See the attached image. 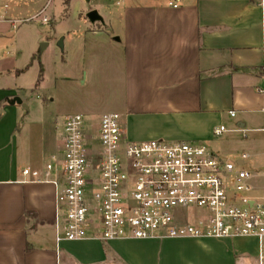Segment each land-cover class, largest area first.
Instances as JSON below:
<instances>
[{
  "label": "crops",
  "instance_id": "crops-1",
  "mask_svg": "<svg viewBox=\"0 0 264 264\" xmlns=\"http://www.w3.org/2000/svg\"><path fill=\"white\" fill-rule=\"evenodd\" d=\"M8 10L0 8V21L15 14ZM97 13L80 34L93 45L86 55L97 89L85 112L120 114L129 141L207 146L250 172L249 196L264 198V0H113ZM23 92L0 87V264H260L250 237L57 245L56 188L25 182L22 172L60 154L63 123L53 129L36 107L20 110Z\"/></svg>",
  "mask_w": 264,
  "mask_h": 264
},
{
  "label": "built area",
  "instance_id": "built-area-1",
  "mask_svg": "<svg viewBox=\"0 0 264 264\" xmlns=\"http://www.w3.org/2000/svg\"><path fill=\"white\" fill-rule=\"evenodd\" d=\"M22 174L25 182L56 188L57 245L250 237L259 241L264 264V198L249 196L253 175L207 146L129 141L118 113L71 114L60 154L43 170ZM189 211L200 216L196 222L188 221Z\"/></svg>",
  "mask_w": 264,
  "mask_h": 264
},
{
  "label": "rangeland",
  "instance_id": "rangeland-1",
  "mask_svg": "<svg viewBox=\"0 0 264 264\" xmlns=\"http://www.w3.org/2000/svg\"><path fill=\"white\" fill-rule=\"evenodd\" d=\"M112 1L0 0V8L7 4L8 13H15L8 15L10 20L0 21V87L16 85L24 90L25 102L20 110L26 113L27 108L23 109L26 104L36 107L39 119L43 117L53 129L57 121L62 124L68 115H91L85 110L93 105L90 102L97 98V89L90 78L91 55L86 54L93 45L86 47L80 34L86 26L92 25L87 15L97 11L104 16V10L112 8ZM45 17L47 24L42 23ZM72 38H76V48H71L75 58L66 65L64 57L70 50ZM13 62L17 70L10 68ZM26 67L29 68L24 74L17 75L18 70ZM41 68L44 72L36 88ZM44 102L47 104L43 105ZM188 213L192 219L194 215L191 211Z\"/></svg>",
  "mask_w": 264,
  "mask_h": 264
},
{
  "label": "water",
  "instance_id": "water-1",
  "mask_svg": "<svg viewBox=\"0 0 264 264\" xmlns=\"http://www.w3.org/2000/svg\"><path fill=\"white\" fill-rule=\"evenodd\" d=\"M88 18H89V20H90L91 22H96V21L101 20L100 16L98 15V13H97L96 11H92V12H90V13L88 14ZM60 46L63 47V41L60 42ZM15 102H17V103L20 104V105L22 104V101H21L19 98H17Z\"/></svg>",
  "mask_w": 264,
  "mask_h": 264
},
{
  "label": "trees",
  "instance_id": "trees-1",
  "mask_svg": "<svg viewBox=\"0 0 264 264\" xmlns=\"http://www.w3.org/2000/svg\"><path fill=\"white\" fill-rule=\"evenodd\" d=\"M28 69V68H27ZM23 72V71H22ZM22 72H18V73H22ZM42 73H43V70H42V68H41V76H40V79H41V77H42ZM40 79H39V81H40Z\"/></svg>",
  "mask_w": 264,
  "mask_h": 264
}]
</instances>
